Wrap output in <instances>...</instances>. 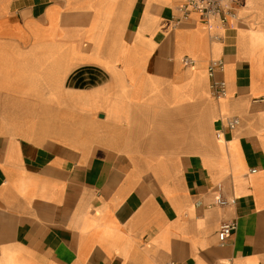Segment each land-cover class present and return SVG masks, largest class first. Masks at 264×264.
Returning a JSON list of instances; mask_svg holds the SVG:
<instances>
[{"label":"crops","instance_id":"obj_1","mask_svg":"<svg viewBox=\"0 0 264 264\" xmlns=\"http://www.w3.org/2000/svg\"><path fill=\"white\" fill-rule=\"evenodd\" d=\"M183 2L0 0V264H264V0Z\"/></svg>","mask_w":264,"mask_h":264},{"label":"built area","instance_id":"obj_2","mask_svg":"<svg viewBox=\"0 0 264 264\" xmlns=\"http://www.w3.org/2000/svg\"><path fill=\"white\" fill-rule=\"evenodd\" d=\"M243 0H184V2L178 7L181 12V16L176 19V23L180 24L189 19L192 12H198L201 14L202 18L207 21L211 17H216L222 24H225L227 20L231 17H235L239 6L242 4ZM186 63H192L193 60L190 58H185ZM224 67V62L221 59L215 60L209 66V75L212 77L211 90L212 94L216 97H221L226 94V84L223 79L216 80L215 73L217 70H222ZM239 123L237 118H232L229 121V127L234 128ZM218 136H220L218 134ZM218 190L221 191V186H218ZM232 203L231 199L226 198L221 192L217 194L214 201V205L226 206ZM237 227L236 220H225L221 222L220 228L218 230V236L220 242L225 243L228 238L233 234ZM165 264H174L169 261ZM215 264H229L228 262L219 261Z\"/></svg>","mask_w":264,"mask_h":264}]
</instances>
